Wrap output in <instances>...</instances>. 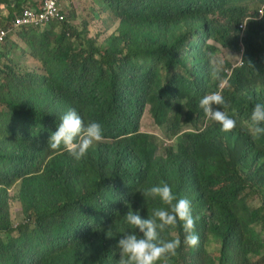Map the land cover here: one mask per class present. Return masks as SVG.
<instances>
[{"label":"trees","instance_id":"1","mask_svg":"<svg viewBox=\"0 0 264 264\" xmlns=\"http://www.w3.org/2000/svg\"><path fill=\"white\" fill-rule=\"evenodd\" d=\"M7 1L15 6L8 17L3 16L7 20L0 24L3 27L11 24L25 0H0V6ZM104 1L107 8L123 15L105 48L99 50L91 42L68 59L63 45L56 51L41 43L46 49L40 47L39 55L48 66L50 80L43 78L38 84L41 90L25 98L13 89L3 98L25 121L19 134L10 131L14 143L0 144V164L5 168L0 174V264H117L123 233L142 235L126 223L129 210L142 219L158 208L170 210L159 198L141 193L164 183L174 192L184 184L187 189L182 194L190 196L199 215L195 232L200 240L201 229L202 242L190 247V264L215 263L204 250L213 234L219 248L236 246L239 259L233 264H264L250 259L264 250L251 245L260 236L259 229L264 230V136L254 141L247 134L226 135L214 127L197 138L200 148L192 156L185 148L187 136H178L185 117L205 116L200 100L228 78L223 70L220 79L211 77L208 56L198 46L190 53L192 66L186 65L180 53L185 38L210 28L204 35L206 44L213 39L238 52L243 45L245 66L233 70L223 95L239 113H251L256 103H264V83L256 87L250 78L262 71L255 49L264 38V16L238 8L239 2L247 0ZM153 60L162 61L168 71L182 67L185 75L192 72L194 78L161 77L147 67V61ZM69 109L82 119L98 122L114 145L90 150L80 161L49 149L50 135ZM145 110L164 139L178 136L177 148L169 146L164 157L157 156L154 137L141 131ZM208 143L211 159L202 161L197 151ZM9 147H15V152H7ZM238 159L249 161L242 168L249 178L235 179ZM37 165L43 168L29 171ZM19 174L23 175L19 199L24 219L15 227L7 189ZM250 179L260 186L258 202L251 204L248 199L255 193ZM184 234L178 223L159 238L178 237L182 244ZM181 251L180 245L168 264H186Z\"/></svg>","mask_w":264,"mask_h":264},{"label":"clouds","instance_id":"2","mask_svg":"<svg viewBox=\"0 0 264 264\" xmlns=\"http://www.w3.org/2000/svg\"><path fill=\"white\" fill-rule=\"evenodd\" d=\"M43 1L44 0H42V3ZM42 3L40 5L29 4L22 6L20 10L14 12V18L12 19L14 20L16 16L24 10V8L30 6L39 8L41 7ZM62 7L64 11L65 7L63 5ZM238 8H247L250 13H253L257 10L258 18L264 16V0H247L245 2H239ZM66 17L67 15L65 14V19ZM216 17L220 18L221 16L216 15ZM211 18H213L212 15ZM65 19L61 22H52V24L44 28H24L20 30L16 29L6 31L7 37L0 48V63L2 61L1 53L3 51V48L8 39L13 34L20 33L21 31V34H19L18 37L21 40H25L28 39L31 30L41 29L42 32H46L47 30L51 29L53 32L52 26L63 24L64 22L68 21L67 19ZM6 22L7 20L3 19V16H0V24ZM240 26L243 29V27L246 26L245 22L240 24ZM65 27L67 28V25H65ZM3 28L5 30H9L11 26L10 24H8ZM209 29L205 30L202 28L199 31L189 34L182 43L180 53L184 58V63L191 67L193 64V57L190 53L195 46H198L202 54L204 56H208V61L210 62L209 70L211 77L214 79H220V73L223 70L227 74L228 78L220 82L218 90L216 92L207 93L200 100L199 107L203 110L205 116L196 118L185 117L182 121V125L178 131V136H187L185 148L191 156L196 148H200V145H196L197 138L214 127L217 128L221 133L226 135H238L241 133L247 134L252 137L254 141L259 139L261 136H264V103H256L251 113H239L238 110L232 105L229 97L224 98L223 95V91L228 86V79L231 77L233 70L237 67L245 66V59H243V45L241 51L238 52L230 50L229 48L223 46L217 40L209 39L207 41L208 44H206L204 35L210 31ZM242 31L244 32V30ZM52 32L50 34H52ZM23 33H27V35L24 37L22 36ZM39 33L41 32H38L36 36ZM220 47L227 49L225 56L231 60V63L229 64L230 67H227V65L223 64L222 60L213 58V56L218 53ZM255 54L257 60L260 63L262 71L258 73L256 77L250 78L254 81L253 84L258 87L260 84L264 83V38L256 47ZM226 57L225 60H227ZM138 60L140 63L143 62L142 58H138ZM147 67L150 70L159 72V75L161 77H168L169 79L173 75L179 76L181 78L185 76L187 80L194 78L192 72H188V74L185 75L182 67L173 69L171 71L166 70L165 64L162 61H147ZM49 75L51 76V74ZM50 78L47 79L50 80ZM33 85H36L39 89L37 92L41 90L40 85L35 84L34 82ZM177 101H179L180 103H185L187 100L177 99ZM24 121L25 120H23L20 115L18 116V113L15 117L13 115L12 119L10 110L9 123L5 124V122H2L0 124V126L3 127L2 129H0V136L3 138V142L8 145L14 143L12 142L14 136L10 133V131L14 130L19 134L22 131V123ZM141 131L140 133L144 132ZM147 134L152 136L154 135L151 133ZM178 136L174 137V139L171 140L168 139L171 142L170 146L173 145L175 148H177ZM151 141L156 143L155 139ZM104 145L112 146L114 145V141L110 137L103 135L102 126L98 122H89L87 119H82V117L77 113L75 109H69L60 117L58 128L55 132L51 133L48 141L49 149L57 150L61 155L71 156L76 161H80L82 158L87 156L90 150L96 151ZM164 146L165 149L162 155H158L157 147L158 157H164L166 149L170 148L167 144H164ZM209 147H211L210 143H208V146H203L202 149H199L197 151V154L201 157L202 161L211 159V150ZM6 151L15 152V147H9ZM248 163L249 161L247 160H236L237 176L235 177V179L249 178V172L247 170L242 171L244 164ZM38 168H43V166H31L29 171L35 172L38 170ZM4 169V166L0 164V174H2ZM251 182L253 185L255 196H252L248 199L250 204L255 200L258 202L257 198L260 196V186L257 185L253 180H251ZM186 189L187 188L183 184L181 185V188H177L176 192H174V190L172 191V188L168 184L164 183L161 185L152 186L141 192L145 198H159L161 203L167 205L170 210H165L163 208L155 209L151 216H148L147 219H142L138 213L134 214L131 210H129V212L124 216L126 223L132 228L138 230L142 235L138 237L135 232L123 233L122 238L119 239L117 244V248L119 249L120 254V259L118 260L117 264H168L169 258L176 255L177 249L178 251H180V245L182 247V244L178 237L167 241L161 240L159 237L160 233L163 232L166 228L175 227L178 223H182L183 231L185 233L184 243L186 245L194 248L199 245V241L201 244V229L200 240L199 236L195 232V222L196 224H198L200 221L198 220L199 215L190 196L182 194L186 191ZM178 197L180 199H178ZM8 202L10 205V200ZM102 220H112V218H105ZM13 225L17 227L19 224L15 225L13 223ZM259 232L260 236L258 237V240L251 242V245L254 247H264V242L260 241L261 235H264V230L259 229ZM207 243H209L210 245H216L218 250L219 241L216 240V236H214V234L212 236H209V240L206 242V244ZM206 244L204 246L205 251ZM218 252V257L223 258L222 264H233L235 259H239L238 249L234 245L230 247L219 248ZM230 252H232V254H230ZM250 259L264 260V250H262L260 254H251Z\"/></svg>","mask_w":264,"mask_h":264},{"label":"rangeland","instance_id":"3","mask_svg":"<svg viewBox=\"0 0 264 264\" xmlns=\"http://www.w3.org/2000/svg\"><path fill=\"white\" fill-rule=\"evenodd\" d=\"M41 3L42 0H37L36 2L37 5ZM62 5L65 7L64 11L68 21L52 26V34L41 37V35H45V32H42L41 29L31 30L28 39L21 40L18 37L21 34L20 31V33L13 34L6 42L1 53L2 61L0 63V124L2 122H5V124L9 123L11 109L3 102V98L11 89H13L12 91L24 93L23 98H25L26 94H35L39 90L36 85H33V82L35 84L43 83V78L51 77L48 73V66L40 60L41 55L39 54L43 53L40 47L44 50L46 49L44 45L46 46V43H49L50 50L59 51L63 45V50L67 53L68 59L78 52V50L88 47L91 42H95L97 48L102 50L105 48L107 39L117 30L123 17V15L120 16L107 8L104 0H66ZM216 19L219 18L216 17ZM65 25H67V28ZM38 32L41 33L36 36ZM63 35L67 37L66 40L62 38ZM59 36L60 38H58ZM41 43L44 45L41 46ZM226 52L227 49L220 47L218 53L213 58L222 60L223 64L228 65L231 63V60L225 56ZM225 57L227 60H225ZM15 113L19 112L11 110L12 119ZM2 128L0 126V129ZM141 130L154 134L153 137L158 147V155L163 154L165 149L164 144L171 145V142L162 136L149 111H146L142 118ZM2 142L3 138L0 136V144ZM3 147H8V144H4ZM3 147L0 146V150ZM11 178H13L12 174ZM22 178L23 175L19 174L14 183L7 189V195L10 199L11 219L15 225L23 221L22 206L19 202V190ZM184 239L185 234L182 240L180 256L184 263L190 264V247L184 243ZM260 241L264 242V235H261ZM205 249V256L214 261V264L223 263V258L218 257L219 252L216 245L207 243Z\"/></svg>","mask_w":264,"mask_h":264},{"label":"built area","instance_id":"4","mask_svg":"<svg viewBox=\"0 0 264 264\" xmlns=\"http://www.w3.org/2000/svg\"><path fill=\"white\" fill-rule=\"evenodd\" d=\"M66 0H44L41 7H26L11 22V28L5 30L0 25V48L4 43L7 32L11 30H20L24 28H44L52 22H61L65 19L62 3Z\"/></svg>","mask_w":264,"mask_h":264},{"label":"crops","instance_id":"5","mask_svg":"<svg viewBox=\"0 0 264 264\" xmlns=\"http://www.w3.org/2000/svg\"><path fill=\"white\" fill-rule=\"evenodd\" d=\"M36 2L37 0H25L21 6H25L29 4H36ZM14 6H15L14 3L8 6V1L5 4H2L0 6V16L8 17V15L11 13L10 7H14Z\"/></svg>","mask_w":264,"mask_h":264}]
</instances>
